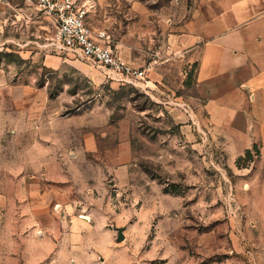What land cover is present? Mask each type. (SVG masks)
I'll use <instances>...</instances> for the list:
<instances>
[{"label":"rangeland","instance_id":"1","mask_svg":"<svg viewBox=\"0 0 264 264\" xmlns=\"http://www.w3.org/2000/svg\"><path fill=\"white\" fill-rule=\"evenodd\" d=\"M77 1L149 82L0 0V264H264L263 165L230 158L175 48L197 0Z\"/></svg>","mask_w":264,"mask_h":264},{"label":"crops","instance_id":"2","mask_svg":"<svg viewBox=\"0 0 264 264\" xmlns=\"http://www.w3.org/2000/svg\"><path fill=\"white\" fill-rule=\"evenodd\" d=\"M180 29L175 48L210 86L212 130L234 161L252 153L264 168V0H197Z\"/></svg>","mask_w":264,"mask_h":264},{"label":"built area","instance_id":"3","mask_svg":"<svg viewBox=\"0 0 264 264\" xmlns=\"http://www.w3.org/2000/svg\"><path fill=\"white\" fill-rule=\"evenodd\" d=\"M42 6L55 23V39L72 55L86 58L129 80L149 82V67L128 61L112 44L108 29H94L87 3L77 0H31Z\"/></svg>","mask_w":264,"mask_h":264},{"label":"water","instance_id":"4","mask_svg":"<svg viewBox=\"0 0 264 264\" xmlns=\"http://www.w3.org/2000/svg\"><path fill=\"white\" fill-rule=\"evenodd\" d=\"M118 231H119V239H123L124 238V233H123V228L122 227H118Z\"/></svg>","mask_w":264,"mask_h":264}]
</instances>
